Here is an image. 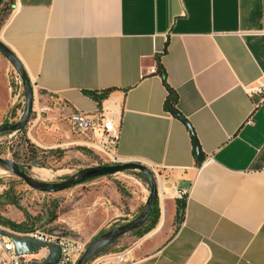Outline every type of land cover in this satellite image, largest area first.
<instances>
[{"label": "crops", "instance_id": "1", "mask_svg": "<svg viewBox=\"0 0 264 264\" xmlns=\"http://www.w3.org/2000/svg\"><path fill=\"white\" fill-rule=\"evenodd\" d=\"M11 9L0 42L33 92L94 122L109 117L119 163L156 179L150 240L125 264H264V101L249 93L264 80V0H13ZM8 93L3 81L0 124Z\"/></svg>", "mask_w": 264, "mask_h": 264}, {"label": "rangeland", "instance_id": "2", "mask_svg": "<svg viewBox=\"0 0 264 264\" xmlns=\"http://www.w3.org/2000/svg\"><path fill=\"white\" fill-rule=\"evenodd\" d=\"M12 6L13 0H6L0 8V31L11 15ZM16 77L13 67L0 55V85L6 81L11 88L10 105H5L7 113L2 124L17 123L24 113L23 86L16 83ZM43 98V94L34 92L33 108L23 134L0 135V158L15 162L29 178L45 183H59L84 169L108 166L106 157L85 146L84 137L71 130L70 112L64 105H53L52 98ZM34 138L44 146H38ZM39 170L47 171L49 178L42 181ZM149 192L148 181L142 173L126 171L62 192L39 193L0 167V221L18 226L23 233L38 231L86 247L95 238L128 223L123 222L126 220L123 216L132 209L138 215ZM0 226L10 229L1 222ZM149 227L150 223L146 222L138 231L118 238L86 264H98L104 258H109L108 263L112 264L114 256L143 248L150 240Z\"/></svg>", "mask_w": 264, "mask_h": 264}, {"label": "water", "instance_id": "3", "mask_svg": "<svg viewBox=\"0 0 264 264\" xmlns=\"http://www.w3.org/2000/svg\"><path fill=\"white\" fill-rule=\"evenodd\" d=\"M3 1L4 0H0V6L2 5ZM0 55L4 59H6V61H8V63L13 67L19 79L21 80L25 99L24 113L21 119L15 124H1L0 135L5 133H18L22 131L29 122V117L33 108L34 92L22 65L15 57V55L1 42ZM167 110L174 114L177 118L184 121L181 115L172 106H168ZM194 152L198 162L202 163L204 161V156L195 139ZM0 167L21 179L30 189L39 193L48 194L62 192L97 178L119 174L126 171H136L142 173L146 177L150 192L149 197L146 200V204L141 212L132 221H129L128 223L92 240L86 246V249L81 258L78 260L77 264H86L100 249L112 244L115 240L124 236L125 234L133 232L142 227L150 217L155 205H157L158 185L156 183V179L153 173L148 168L136 163L87 168L73 175L69 179H66L59 183H45L34 181L26 175L25 171L18 164L11 160L0 158ZM0 236L9 239L13 243L14 250L17 255L37 254L42 249L47 250V257L41 263L32 262L30 264H57L60 260L61 250L60 247L56 244L44 243L35 239H30L28 237L16 238L8 235L4 230L0 231Z\"/></svg>", "mask_w": 264, "mask_h": 264}, {"label": "built area", "instance_id": "4", "mask_svg": "<svg viewBox=\"0 0 264 264\" xmlns=\"http://www.w3.org/2000/svg\"><path fill=\"white\" fill-rule=\"evenodd\" d=\"M15 81L21 86V80L16 77ZM11 91V88L9 89ZM249 93H256L261 96L264 101V80L256 87L249 90ZM69 123L77 135L84 137V145L102 154L108 159L109 165H119V159L115 154V150L119 141V127L115 126L112 120L106 115H100L96 122L92 121L90 116L81 112H72L69 116ZM264 170V165H263ZM179 198L187 199L188 193L178 192ZM4 230L8 235L16 238L28 237L44 243H53L60 247L61 257L57 264H77L86 247L84 244L69 239L51 237L44 233L34 232H16L0 226V231ZM45 250L46 254H41ZM37 254H21L17 255L14 250L13 243L0 236V264H30L32 262L41 263L47 257V250L42 249ZM126 254L114 256L111 260L115 264H125ZM106 262V261H105ZM109 264V263H105Z\"/></svg>", "mask_w": 264, "mask_h": 264}, {"label": "trees", "instance_id": "5", "mask_svg": "<svg viewBox=\"0 0 264 264\" xmlns=\"http://www.w3.org/2000/svg\"><path fill=\"white\" fill-rule=\"evenodd\" d=\"M2 7V5L0 6V8ZM158 73L160 74V76H161V78H162V81H163V83L164 84H166L165 83V78H164V71H163V69L161 68V67H159L158 68ZM92 97H94L97 101H99L100 99H101V97H97L96 95H93V94H90ZM168 103H171V104H173L174 103V101L172 100V99H169V101H168ZM23 132H24V129L22 130V131H20V132H18V133H20V134H23ZM182 213H183V205L182 206H180L179 208H178V214L179 215H182ZM151 215H155V218L154 219H152L151 220ZM151 215H150V217L148 218V220H147V223L149 224L150 223V229H151V227L155 224V222H156V216H157V205H155V207H154V209L152 210V212H151ZM1 222V225L2 226H7V227H9L10 228V230H13V231H16V232H21V230L19 229V227L18 226H15L14 224H12V223H9V222H7V221H0ZM149 229V230H150ZM139 229H137L136 231H138ZM103 249H105V247L104 248H102V249H100L99 251H97L95 254H94V256L96 255V254H98L99 252H101Z\"/></svg>", "mask_w": 264, "mask_h": 264}, {"label": "bare ground", "instance_id": "6", "mask_svg": "<svg viewBox=\"0 0 264 264\" xmlns=\"http://www.w3.org/2000/svg\"><path fill=\"white\" fill-rule=\"evenodd\" d=\"M33 170V169H32ZM35 171V170H34ZM38 172V177L40 178V179H42V181L43 180H47L48 178H49V173L47 172V171H44V170H39V171H37Z\"/></svg>", "mask_w": 264, "mask_h": 264}]
</instances>
